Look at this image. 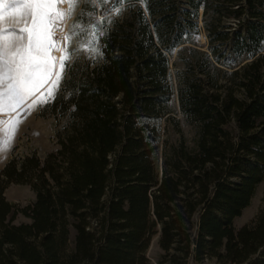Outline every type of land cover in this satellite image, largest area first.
I'll use <instances>...</instances> for the list:
<instances>
[{
    "label": "trees",
    "instance_id": "obj_1",
    "mask_svg": "<svg viewBox=\"0 0 264 264\" xmlns=\"http://www.w3.org/2000/svg\"><path fill=\"white\" fill-rule=\"evenodd\" d=\"M88 4L98 52L38 113L65 117L56 148L0 169V264H264V191L234 224L264 179V0ZM172 93L161 164L119 152L127 115H166ZM11 184L34 198L8 199Z\"/></svg>",
    "mask_w": 264,
    "mask_h": 264
},
{
    "label": "snow or ice",
    "instance_id": "obj_2",
    "mask_svg": "<svg viewBox=\"0 0 264 264\" xmlns=\"http://www.w3.org/2000/svg\"><path fill=\"white\" fill-rule=\"evenodd\" d=\"M64 3L66 11L62 9ZM77 3L7 0L5 4L0 0L5 9L0 14V152L10 147L23 122L20 111L33 110L54 98L71 59L58 32L63 31L62 22L71 16ZM7 9L12 10L11 15ZM6 19L19 27L5 26ZM70 39L63 37V41ZM92 51L98 52L95 48Z\"/></svg>",
    "mask_w": 264,
    "mask_h": 264
},
{
    "label": "rangeland",
    "instance_id": "obj_3",
    "mask_svg": "<svg viewBox=\"0 0 264 264\" xmlns=\"http://www.w3.org/2000/svg\"><path fill=\"white\" fill-rule=\"evenodd\" d=\"M92 1L94 4L96 0H78L74 11L70 17L63 20V31L58 32V37L63 43V46L67 48L68 53L71 56L70 61L66 65V69L63 73V78L60 81L59 88L55 91L54 96L60 90L62 81L67 74L69 65L74 61H86L87 59L95 58L96 52L92 51L95 48L91 45V42L96 38V31L101 29L100 25L94 26L93 21L99 17L93 16V12L88 2ZM110 1V0H107ZM103 2V0H102ZM3 3H7V0H3ZM188 7L187 4H184ZM63 10H67L66 8ZM5 9L0 4V14H3ZM9 15L12 14L11 9H7ZM124 13L128 12L127 8H124ZM201 7L199 8V19L201 18ZM76 16L79 17V21H76ZM7 26L19 27L14 24L10 19H6ZM227 22L237 26V20L229 19ZM201 23V22H200ZM75 30L78 33V37L75 34ZM64 36H69L71 39L63 41ZM200 36H204V42H200ZM196 42L202 49H206V36L205 31H200L196 36ZM51 100V99H50ZM45 104V103H44ZM43 104L35 107L33 110L20 111V118L23 120L19 125L18 131L15 133V137L11 142L10 147L3 152H0V169L4 164L13 157H21L26 154L36 153V155L44 161L48 153L56 148L55 131L58 127H61L65 122V117H61L60 120L53 116L42 117L38 115L39 110ZM167 110L171 111L166 115H160L157 117L146 116L141 114H129L124 120L122 126L125 137L123 143L118 147L119 152H135L146 157H153L161 164L163 154L164 140L168 134L171 139L176 137L174 132V123L167 121L166 116L170 114L176 115L181 118V114L178 111V100L176 93H172L167 100ZM12 115H16L15 113ZM5 119L8 117L5 116ZM264 191V179L258 185L255 195L253 196L251 203L243 209L240 216L234 219V224L240 226L245 222L251 220L256 213L262 207V195ZM6 196L8 199L26 204L34 198V193L28 185L11 184L6 190ZM17 220H23L20 216ZM92 223L95 225L96 221ZM160 253L158 248L156 236L151 240L148 248L147 255L151 258V261L156 260L157 255ZM199 264H212L209 262Z\"/></svg>",
    "mask_w": 264,
    "mask_h": 264
},
{
    "label": "bare ground",
    "instance_id": "obj_4",
    "mask_svg": "<svg viewBox=\"0 0 264 264\" xmlns=\"http://www.w3.org/2000/svg\"><path fill=\"white\" fill-rule=\"evenodd\" d=\"M65 8H66V3H64V4L62 5V9H65ZM201 10H202V7H201ZM61 27H62V29H63V28H64V25L62 24ZM204 39H205L204 36H200L199 41H200V42H204ZM56 55L58 56L59 53H56Z\"/></svg>",
    "mask_w": 264,
    "mask_h": 264
},
{
    "label": "crops",
    "instance_id": "obj_5",
    "mask_svg": "<svg viewBox=\"0 0 264 264\" xmlns=\"http://www.w3.org/2000/svg\"><path fill=\"white\" fill-rule=\"evenodd\" d=\"M7 23H8V22H7V21H5V26H7Z\"/></svg>",
    "mask_w": 264,
    "mask_h": 264
}]
</instances>
